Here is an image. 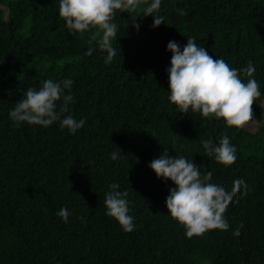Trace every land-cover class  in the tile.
I'll return each mask as SVG.
<instances>
[{
	"label": "trees",
	"instance_id": "obj_1",
	"mask_svg": "<svg viewBox=\"0 0 264 264\" xmlns=\"http://www.w3.org/2000/svg\"><path fill=\"white\" fill-rule=\"evenodd\" d=\"M0 62V264H264V0H0Z\"/></svg>",
	"mask_w": 264,
	"mask_h": 264
},
{
	"label": "rangeland",
	"instance_id": "obj_2",
	"mask_svg": "<svg viewBox=\"0 0 264 264\" xmlns=\"http://www.w3.org/2000/svg\"><path fill=\"white\" fill-rule=\"evenodd\" d=\"M99 10V9H98ZM111 25L109 24H102L100 28V32L95 35L96 38L103 41L104 44L110 45L112 44V34H111ZM12 65L13 63H10L9 65L2 64L0 62V80H5L9 78V76L12 74ZM246 128L248 131L254 132L256 125L254 124H248L246 125Z\"/></svg>",
	"mask_w": 264,
	"mask_h": 264
}]
</instances>
